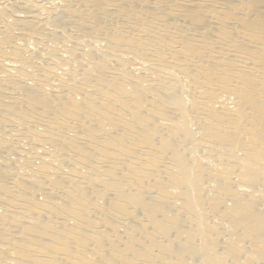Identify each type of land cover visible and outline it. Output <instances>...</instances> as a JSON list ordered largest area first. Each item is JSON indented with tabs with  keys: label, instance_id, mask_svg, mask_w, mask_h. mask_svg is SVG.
Instances as JSON below:
<instances>
[{
	"label": "bare ground",
	"instance_id": "obj_1",
	"mask_svg": "<svg viewBox=\"0 0 264 264\" xmlns=\"http://www.w3.org/2000/svg\"><path fill=\"white\" fill-rule=\"evenodd\" d=\"M0 264H264V0H0Z\"/></svg>",
	"mask_w": 264,
	"mask_h": 264
}]
</instances>
